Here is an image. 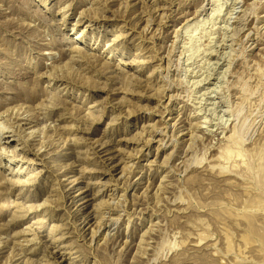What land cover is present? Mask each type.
<instances>
[{
	"label": "rangeland",
	"instance_id": "1",
	"mask_svg": "<svg viewBox=\"0 0 264 264\" xmlns=\"http://www.w3.org/2000/svg\"><path fill=\"white\" fill-rule=\"evenodd\" d=\"M0 126V264H264V0H0Z\"/></svg>",
	"mask_w": 264,
	"mask_h": 264
},
{
	"label": "bare ground",
	"instance_id": "2",
	"mask_svg": "<svg viewBox=\"0 0 264 264\" xmlns=\"http://www.w3.org/2000/svg\"><path fill=\"white\" fill-rule=\"evenodd\" d=\"M243 12V11H242ZM189 15H193L191 18H188L187 17V20H186V22L185 23H188L187 21H190V20H192V19H196V18H198V16H199V13H198V11H195L194 10V12L192 11V13H189L187 16H189ZM244 15V14H243ZM242 16V15H241ZM237 17V16H236ZM235 18V17H234ZM237 18H239V17H237ZM63 21V20H62ZM242 30V29H241ZM82 31H85L84 30V28H83V30H81V32H77V33H75V34H73L72 35V37L70 38V39H68L67 41L69 42V43H71V45H73V49H74V52L75 51H81V52H83V49L81 48V47H79V43H81V42H78V40L80 39V38H82L84 35V33L82 32ZM122 30H120V31H118V32H115L114 33V36H113V39L112 40H107V41H105L104 42V44H105V46L103 47L104 49L102 50V52L103 51H111V50H113L114 48H115V45H117V43H119V42H123V41H125V38H126V36L128 35L127 33L126 34H124V33H122L121 32ZM247 35V34H246ZM233 36V35H232ZM245 38V37H244ZM225 44V43H224ZM215 45V44H214ZM222 46V45H221ZM229 49V48H228ZM216 50V49H215ZM210 51H212V50H210ZM216 52V51H215ZM104 53V52H103ZM212 53H213V51H212ZM211 53V54H212ZM240 53V52H239ZM215 56V55H214ZM99 58H102L100 55L98 56ZM98 58V59H99ZM112 59H115V58H112ZM206 60V59H205ZM206 64V63H205ZM222 71V70H221ZM212 72V71H211ZM209 75V74H208ZM201 77V76H200ZM234 84V83H233ZM171 86V85H170ZM215 89V88H214ZM23 114V113H22ZM30 120V119H29ZM30 122H24L23 124H29ZM167 125V124H166ZM15 126V125H14ZM20 126V125H19ZM8 127V126H7ZM21 127H23V126H21ZM24 128V127H23ZM28 129H31V128H33L32 126H29V127H27ZM1 129H3V128H1V126H0V131H1ZM5 129V128H4ZM22 129V128H21ZM20 129V130H21ZM5 132V131H8V128H7V130H2V132ZM13 131V130H12ZM24 134L26 133V137H27V135H28V138L30 139V138H34V137H36V135H34V133L36 132V130L34 129V130H30V131H28V132H26V130H25V128H24ZM4 132L0 135V143H1V141L3 140V139H5L2 135L4 134ZM234 132H235V130L234 131H232V133H230V135H226V136H228L227 137V140L229 139H231L232 138V140H233V135H234ZM14 133V132H13ZM236 133V132H235ZM23 134V135H24ZM163 138V137H162ZM224 138V137H223ZM235 138V137H234ZM240 138V137H239ZM226 139V138H225ZM176 142L178 141V140H175ZM43 144V143H42ZM1 150H2V148H0V153H1ZM4 151V150H3ZM229 156V155H228ZM14 158V157H13ZM0 166L1 167H4V168H6L7 169V166L5 165V164H2V162H0ZM10 173H13V170L10 172ZM107 226V225H106ZM151 234V233H150ZM32 245V244H31ZM198 246V245H197Z\"/></svg>",
	"mask_w": 264,
	"mask_h": 264
}]
</instances>
